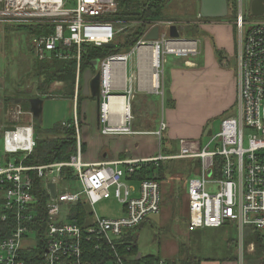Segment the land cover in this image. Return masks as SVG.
I'll list each match as a JSON object with an SVG mask.
<instances>
[{"label": "built area", "instance_id": "built-area-1", "mask_svg": "<svg viewBox=\"0 0 264 264\" xmlns=\"http://www.w3.org/2000/svg\"><path fill=\"white\" fill-rule=\"evenodd\" d=\"M148 4L160 2L165 6L172 0H140ZM121 0H0V61L2 34L5 27H28L42 30L32 34V52L39 61H75L78 102L82 63L86 47L102 48L114 44L122 32L119 13ZM243 0L237 13V111L221 118L220 130L208 142L182 139L176 155L161 153L167 125L161 123L154 134L159 139L160 152L149 160L103 162L83 161V139L77 110L72 123L63 122L76 131L77 153L70 161L44 165H29L25 161L36 148L34 117L16 104L9 129L3 123L0 75V132L4 142V162L0 161V264H28L25 253L40 251L42 264H136L138 255L131 253L127 237L149 217L161 213L162 187L157 180H144L139 188L129 178L143 164L159 165L165 161L199 160L201 168L187 183L188 229L221 228L235 223L240 232L243 251L251 234L259 236L264 245V20H246ZM251 15V14H250ZM252 17V16H251ZM133 21L126 22L127 25ZM138 23V22H136ZM200 31L206 22L200 13L193 23ZM142 36L128 53L108 55L99 60L101 76V132L106 136L134 135L131 128V98L126 100L128 114L109 113L114 90L121 76L117 67L126 63L142 48L150 49L153 70L152 84L157 88L163 80L162 66L167 56L192 58L199 54L197 39L185 34L183 27L170 21L144 24ZM175 26L179 37H171ZM159 29L157 40L146 36ZM199 28V29H198ZM36 32V30L34 31ZM138 62V69L144 65ZM136 78L131 76L133 85ZM156 89V88H155ZM130 86L129 94L132 93ZM117 112V113H116ZM27 118L21 121V118ZM8 121V120H6ZM11 121V120H10ZM13 121V120H12ZM6 127V128H5ZM23 154V158L12 156ZM56 185V197L51 196L49 184ZM78 183L82 191L74 194L69 185ZM209 188H214L212 192ZM111 189L123 205L125 215L118 219L101 218L93 207ZM84 197V199H83ZM46 200V202H45ZM80 201L89 207V220L62 218L63 206L72 208ZM35 243V248H29ZM257 241L248 245L255 253ZM172 264L166 259L153 263Z\"/></svg>", "mask_w": 264, "mask_h": 264}, {"label": "rangeland", "instance_id": "rangeland-1", "mask_svg": "<svg viewBox=\"0 0 264 264\" xmlns=\"http://www.w3.org/2000/svg\"><path fill=\"white\" fill-rule=\"evenodd\" d=\"M193 2V0H172L171 4L167 6V18L159 20L170 21L179 27H183L182 29L185 31V34L187 33L186 35L190 36L192 39L199 40L200 45V52L195 57L178 58L171 55L167 56L166 62L161 69V73L163 72L161 85L159 88H154L157 94L161 96H164V92L167 90V103H169V108L173 110L175 125L181 133L184 132V135L188 136L186 138L168 141L173 147L172 151H174V155L179 152L178 146L180 140L190 139L195 142H208L210 136L220 130L221 118L237 111L236 101L230 104V107L227 109L228 111L224 112V110H221L227 100L225 99L224 94H219L221 87L214 77L208 75L202 77L198 75L196 76V72L191 71L192 68L194 69L193 60L201 56V45H203L206 40L208 42L214 41V38L210 36L207 30L209 29V24L211 22L221 21H226L227 23L231 22L230 25L233 26V29L236 31L237 15L233 20L228 18L231 17L230 14H232V11L229 12L227 18L222 20L204 18L206 25L203 29L197 31L193 23L197 21L199 11L196 14ZM250 2L251 0H243L245 19L251 21L264 20V17H251ZM238 3L239 0H237V5ZM122 22L123 23H121L120 26L122 32H120L118 36L116 41L117 44H125V39L129 33L135 34L141 29L139 25L140 23H136L135 21L129 25L126 24V22L129 21ZM144 26L145 25H143V29ZM27 28L28 27L15 29L13 27H8L2 34L0 75L3 123L9 127V129H14L11 128L10 125L12 122H15V119L12 118V113L10 114L9 112L12 111L16 105L15 99L21 96L20 93L22 91L28 92L32 97L44 98L42 113V128L44 130H49L58 123H72L77 110V106L75 107L77 78L74 87L75 95L73 94L72 98H69L62 93L63 88L65 87L63 82L52 83L47 91L41 93L39 90L42 78V76L39 77L41 72L40 67H44L46 63L49 64L52 62L39 61L34 57L31 45L32 34L28 30L29 28ZM197 35H200V37L198 38ZM203 36L205 37V41L201 38ZM235 37L237 40V32L235 33ZM133 48L124 53L130 52ZM214 48H216L215 53L217 56H220V54L223 55V50L217 49L215 43ZM236 57L235 51V63L237 61ZM220 60L223 64L222 56L220 57ZM145 62L147 63L146 73L150 72L149 76L152 77L151 73L156 71L153 70L148 56L145 57ZM171 67L175 69L180 68V70L185 71L186 74L190 73V76L192 73L190 79L192 82L187 85L185 90L180 92V101H177L176 98H172L173 79L172 76L169 77L168 74ZM126 68L127 77L132 76L133 69H136V56L127 61ZM94 72L96 73L97 70H94ZM135 86L136 85L133 86L134 90ZM82 89L83 80L82 82L80 80L79 94ZM85 97L90 101L93 99L92 97ZM87 99L83 100V102ZM83 102L81 105L82 117L80 118L81 120L79 119L80 121H83L85 114L91 113L84 108L85 103ZM161 105L160 101H158L156 103V112L149 115L147 114L148 116L136 119L132 117V128L134 129L133 126H137V129H139L138 127H148L152 129L154 125L160 124V122L165 123V121L162 120L165 116L161 111ZM22 120L25 121L27 118L22 117L21 121ZM83 124H81V127ZM3 147V138L0 136L1 162H4L3 160L5 157ZM161 153L166 154V151L162 152L161 150ZM23 156V154L12 156L11 160L12 162H15L16 158L21 159ZM169 162L170 161H165L160 163L163 168L167 170L166 172L164 171V176H162L163 181L161 182L163 193L162 209L160 213L161 222L160 224H156L153 221L148 220L136 230L135 236H137L139 253L144 257L161 256L166 260H181L184 258V255H182V249L185 247L191 255L202 260L223 259L229 257L231 254L235 255L237 253L244 258L245 261H248V258H250L249 255H252L247 251L248 245L251 242L259 241L256 239L255 235L251 234V237L245 240L243 251H241L240 232L237 230V225L235 223H230L221 228H204L197 230L196 232L189 231L187 183L190 178L196 176L198 170L201 168V162L199 160H174L170 163ZM132 184L139 188L138 182H132ZM67 187H69V191L74 194L82 191V188L78 183H73ZM209 189L212 192L215 190L214 188ZM93 210L94 213L101 218L118 219L125 215L123 205H121L114 197V189H111L101 201L96 203ZM71 212L72 209L70 207L63 206L62 218H70ZM83 221L85 220L83 219ZM35 246V243H30L28 247L35 248ZM254 254L255 253H253L252 257ZM251 262L253 263V261Z\"/></svg>", "mask_w": 264, "mask_h": 264}, {"label": "crops", "instance_id": "crops-1", "mask_svg": "<svg viewBox=\"0 0 264 264\" xmlns=\"http://www.w3.org/2000/svg\"><path fill=\"white\" fill-rule=\"evenodd\" d=\"M230 23L231 22L227 23L226 21H221L211 22L209 24V29L207 30L210 36L214 38V41L208 42L206 40V42L205 37H201L204 39L205 43L201 45V56L193 60L194 69L192 68L191 70L196 72V76L202 77L208 75L217 80L221 87L219 94H224L227 100L225 105L221 108L224 112L228 111L227 109L230 107V104L235 102L237 98V62L235 63L234 60L235 51L237 56V40L235 37L236 31ZM197 36L198 38L200 37V35ZM214 43L217 49L223 50V55L220 54V56H217ZM149 53L150 49L142 48L139 50V53L133 54L136 56V69H133L132 73V76L136 78V83L134 82L133 85L129 82L131 76L127 77V62L117 64L121 78L120 75H118L119 78L116 79L114 90L117 91V94L125 96L126 100L131 98V115L133 114L132 117H134V119L148 116L156 112V103L160 101L162 104L161 111L165 116L162 120L165 121L167 125V130L164 134L167 143L165 147L162 146L161 148L162 152H165V148L170 149V142L168 141L178 140L188 136L184 135V132L181 133L175 125L173 110L169 108V103H167V90L164 92V96L157 94L152 84V77L149 76L150 72L146 73L147 63L145 62V57L149 56ZM133 55L130 58L134 57ZM221 56L223 57V64L220 60ZM139 61H144L145 64L138 69ZM168 74L169 77L172 76L173 79L172 98H176L177 101H180V92L185 90L187 85L192 82L190 81L192 73L190 76V73L186 74V72L180 70V68L175 69L171 67ZM134 85H136L135 90L133 88ZM130 86H132L133 89L131 94L128 93ZM20 103L21 100L16 101V104ZM83 103H85L84 108L91 112L87 114L84 112L85 118L82 121V124H84L81 127V137L84 146L83 161L97 164L115 161L149 160L158 156L160 152V143L154 133L160 129L161 122L160 124L156 123L157 125H154L152 129L146 126H143L146 128L138 127L139 129L136 128L137 126H133V129L131 125V128L137 132V134L134 135L106 136L101 132L102 125L97 116L95 99L91 101L87 99ZM114 112L115 111H113V113ZM129 182L131 184L132 182H138L140 185V181L134 180L133 177L129 178ZM252 255H249L250 258H248V261H245L244 258L236 253L235 255L231 254L229 257L223 259L203 261L202 264H257L252 259ZM251 261H253V263Z\"/></svg>", "mask_w": 264, "mask_h": 264}, {"label": "trees", "instance_id": "trees-1", "mask_svg": "<svg viewBox=\"0 0 264 264\" xmlns=\"http://www.w3.org/2000/svg\"><path fill=\"white\" fill-rule=\"evenodd\" d=\"M194 1V0H193ZM229 12L232 11L231 17L229 19L233 20L236 18L238 13V5L237 0H227ZM193 7L195 9L196 14L198 13V7L196 6L195 1L193 2ZM167 6L160 2L148 4L140 0H121V7L119 13L115 16L120 21H135L140 23L141 29L138 30L137 33L129 35L125 39V44H117L115 41V48H93L86 47L84 53V60L82 63V76L81 82L83 80L84 73L91 69L93 66V62L96 60H100L108 55L120 54L128 51L133 48L139 38L142 36L143 25L152 21L162 20L167 18ZM195 14V15H196ZM8 27H5V29ZM15 29H23L22 27H13ZM4 29V32H5ZM28 29V28H27ZM31 34L41 33L42 30L29 28L28 29ZM36 30V32H34ZM119 36V35H118ZM46 62L45 66L40 67V76L41 78V86H39V90L41 93H44L48 90L50 85L55 82H63L65 87L63 88L62 93L67 95L69 98L75 95L74 87L76 81V73H77V65L75 61H59L56 59L49 60ZM21 96L15 99L21 100V107L24 111H31L30 109V99L36 98L29 95L28 92L22 91L20 93ZM44 100L43 97H40ZM87 99L84 96L83 89L79 94L78 103H77V114L78 118L82 117L81 105L83 100ZM81 120V119H80ZM82 124V121H80ZM34 132L36 138V148L34 152L25 160L29 165H44L51 164L57 162H67L70 161L72 156L77 153V145H76V131L74 128H67L62 123L55 124L51 129L44 130L42 128V123L39 119L34 118ZM1 136V132H0ZM167 143L166 139L163 138L162 146L165 147ZM169 147H172L169 144ZM173 147L170 149H166L167 155H174ZM84 151V146H83ZM171 162V161H170ZM169 162V163H170ZM167 169V168H166ZM163 166L156 165L155 163H146L143 164L140 169L136 170V172L132 175L133 179L136 181H144V180H157L160 183L163 181L162 176H164ZM46 202V200H45ZM72 218H77L83 221V219H88L90 217L89 207L86 201H80L76 206L72 208ZM189 223V221H188ZM229 224V223H228ZM226 224V225H228ZM196 232V231H195ZM137 236L127 237L126 240L131 243V253L138 255V246H137ZM257 240H259V236H255ZM182 255H184L183 259L179 260H167L172 264H202L203 261L211 260V259H199L195 256L191 255L189 251L183 247ZM25 257L27 259L28 264H42V259L40 257V251L36 249H31L25 253ZM256 260H255V259ZM163 259L161 256H147L144 257L142 255L139 261H136V264L139 263H153ZM252 259L257 264H264V245L258 244L256 245V251Z\"/></svg>", "mask_w": 264, "mask_h": 264}, {"label": "water", "instance_id": "water-1", "mask_svg": "<svg viewBox=\"0 0 264 264\" xmlns=\"http://www.w3.org/2000/svg\"><path fill=\"white\" fill-rule=\"evenodd\" d=\"M201 15L205 19H225L229 15V7L227 0H202ZM250 14L252 17H264V0H251L250 2ZM159 37V29L154 28L147 36L146 40L154 41ZM171 37H179L177 28L173 26L171 28ZM115 44L106 45L107 48H115ZM92 68L87 70L83 75V93L84 96H91L96 99L97 106V116L100 120L101 111V76L98 73L94 74V70H99V60H96L92 64ZM30 109L33 117L39 119L42 123V113H43V99L32 98L29 101ZM49 189L51 191V196L56 197V185L53 183L49 184ZM150 221L156 224H160L161 216L160 214L152 215L149 217ZM142 254H138V260L141 259Z\"/></svg>", "mask_w": 264, "mask_h": 264}, {"label": "bare ground", "instance_id": "bare-ground-1", "mask_svg": "<svg viewBox=\"0 0 264 264\" xmlns=\"http://www.w3.org/2000/svg\"><path fill=\"white\" fill-rule=\"evenodd\" d=\"M154 87L157 88L158 85L156 84ZM125 101L126 100H125L124 96H120L119 98H112L111 104L109 106V113H111L113 115V114H115V113H113V111H117L120 114L123 113L125 115V118H126V115L128 114V110L125 106L126 105ZM113 109H115V110H113Z\"/></svg>", "mask_w": 264, "mask_h": 264}, {"label": "flooded vegetation", "instance_id": "flooded-vegetation-1", "mask_svg": "<svg viewBox=\"0 0 264 264\" xmlns=\"http://www.w3.org/2000/svg\"><path fill=\"white\" fill-rule=\"evenodd\" d=\"M195 1V3H196V6L198 7V9H199V13L201 12V7H202V0H194ZM198 4H199V6H198ZM201 14V13H200ZM99 73V70L95 73L94 72V74L95 75H97ZM100 74V73H99ZM89 97H91V96H89ZM95 101H96V99H95Z\"/></svg>", "mask_w": 264, "mask_h": 264}]
</instances>
